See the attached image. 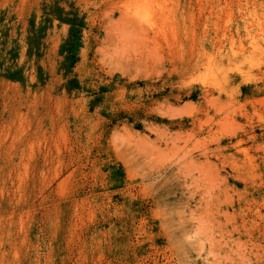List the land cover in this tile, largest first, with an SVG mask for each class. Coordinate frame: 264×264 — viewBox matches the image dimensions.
Masks as SVG:
<instances>
[{
	"label": "rangeland",
	"instance_id": "obj_1",
	"mask_svg": "<svg viewBox=\"0 0 264 264\" xmlns=\"http://www.w3.org/2000/svg\"><path fill=\"white\" fill-rule=\"evenodd\" d=\"M0 264H264V0H0Z\"/></svg>",
	"mask_w": 264,
	"mask_h": 264
},
{
	"label": "bare ground",
	"instance_id": "obj_2",
	"mask_svg": "<svg viewBox=\"0 0 264 264\" xmlns=\"http://www.w3.org/2000/svg\"><path fill=\"white\" fill-rule=\"evenodd\" d=\"M138 3H139V2H138ZM141 3H142V2H141ZM136 4H137V3H136ZM142 5H143V4H142ZM142 5H140L141 8L145 9L146 7H144V6L142 7ZM138 6H139V5H138ZM140 6H139V7H140ZM146 6H147L146 9L148 10V5L146 4ZM147 10H146V11H147ZM140 11H143V10H140ZM146 11L144 10V13H145ZM149 11H150V10H149ZM149 14H150V12H149ZM148 17H150V15H148Z\"/></svg>",
	"mask_w": 264,
	"mask_h": 264
}]
</instances>
